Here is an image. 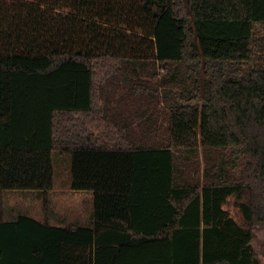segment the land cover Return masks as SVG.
Here are the masks:
<instances>
[{"label": "trees", "instance_id": "obj_1", "mask_svg": "<svg viewBox=\"0 0 264 264\" xmlns=\"http://www.w3.org/2000/svg\"><path fill=\"white\" fill-rule=\"evenodd\" d=\"M55 151L89 227L49 221ZM4 190L46 218L0 264H264V0H0Z\"/></svg>", "mask_w": 264, "mask_h": 264}, {"label": "rangeland", "instance_id": "obj_2", "mask_svg": "<svg viewBox=\"0 0 264 264\" xmlns=\"http://www.w3.org/2000/svg\"><path fill=\"white\" fill-rule=\"evenodd\" d=\"M70 159L69 156L61 155L57 151L53 153L56 185L66 191L52 194L50 198V222L56 225L68 223L87 225V213L93 211L92 195L88 194L89 192H74L67 187V173L64 169ZM43 203V198L38 196L35 191H0V218L14 220L19 215H27L43 221L45 218ZM225 208L238 223H244L243 216L239 207L235 204L234 198L229 200ZM254 234L255 249L264 261V229L257 227Z\"/></svg>", "mask_w": 264, "mask_h": 264}, {"label": "crops", "instance_id": "obj_3", "mask_svg": "<svg viewBox=\"0 0 264 264\" xmlns=\"http://www.w3.org/2000/svg\"><path fill=\"white\" fill-rule=\"evenodd\" d=\"M58 152V151H57ZM54 153V152H53ZM60 153V152H59ZM61 155H64V156H69V155H65V154H62L60 153ZM70 157V156H69ZM71 158V157H70ZM53 164H54V160H53ZM71 169H72V159H70V161H68V163L66 164V168L64 169V171L67 173V182H68V186L70 188L71 191H74V192H89L88 194L92 195V203H93V211L91 213H87V225H81V224H78V223H68V224H51L54 225V226H58V227H61V226H66V225H80V226H84V227H89L91 225H93V221H94V211H95V199H94V193L91 192V191H75V190H72L71 187H72V174H71ZM54 170H55V165H54ZM66 191L65 189H61L59 188L57 185H56V179L54 181V188L53 190L49 191L48 192V199L50 201V198L52 196V194L54 195V193H62ZM36 192V191H35ZM38 194V196H41L40 195V192H36ZM81 198V197H79ZM50 205H51V202H50ZM51 214V213H50ZM45 218H46V215H45ZM44 218V220H45ZM43 220V221H44ZM40 221V220H39ZM49 221H50V216H49Z\"/></svg>", "mask_w": 264, "mask_h": 264}]
</instances>
